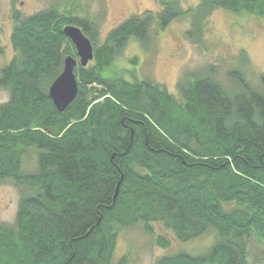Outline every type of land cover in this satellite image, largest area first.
I'll return each mask as SVG.
<instances>
[{"label": "trees", "instance_id": "16d2710c", "mask_svg": "<svg viewBox=\"0 0 264 264\" xmlns=\"http://www.w3.org/2000/svg\"><path fill=\"white\" fill-rule=\"evenodd\" d=\"M66 1L63 10L12 13L14 56L0 69L8 93L0 184L10 181L20 196L14 223H0V264H126V256L113 261L120 231L141 226L153 236L152 225L172 235L156 238L162 249L212 237L201 255L155 264H249L250 237L264 243V75L253 88L240 71L228 72L237 87L230 93L213 74L187 73L173 96L151 81L102 73L130 37L150 47L153 26L161 32L188 16L185 37L198 43L213 10L264 17V0H200L187 10L181 0H160L158 13L130 17L100 44L98 16ZM68 25L91 42L93 60L75 68L77 95L59 113L48 89L63 61L76 59L62 33ZM29 153L32 171L24 169Z\"/></svg>", "mask_w": 264, "mask_h": 264}, {"label": "rangeland", "instance_id": "374dc122", "mask_svg": "<svg viewBox=\"0 0 264 264\" xmlns=\"http://www.w3.org/2000/svg\"><path fill=\"white\" fill-rule=\"evenodd\" d=\"M80 1L85 11H79V15L98 16L99 44L130 17L147 12L158 13L161 10L160 0H78ZM68 2L0 0V69L14 56L10 40L14 27L13 12L25 18L52 5L63 10ZM180 2L181 7L187 10L195 7L200 0ZM189 27L188 16L172 21L161 32L153 26L149 32L151 46L145 49L135 38L130 37L121 54L104 69L103 76L123 77L128 82L151 81L162 86L169 94L178 96L177 84L187 73L190 76L213 74L226 91H236L237 87L228 79L227 73L237 70L253 88L257 87L258 76L264 75V17L215 9L205 21L204 40L198 43L186 39L185 33ZM7 100L8 93L0 90V104ZM34 168L35 156L29 153L24 160V169L32 171ZM19 196L20 190L10 181L0 184V223H14ZM152 231L153 236L145 234L141 226L120 231L113 261L126 256V264H155L159 258L179 252L191 256L201 255L212 243V237L207 235L187 243L172 240L167 249H162L156 244V238H170L172 235L160 225H152ZM248 245V263L264 264V243L251 236Z\"/></svg>", "mask_w": 264, "mask_h": 264}, {"label": "water", "instance_id": "95a60500", "mask_svg": "<svg viewBox=\"0 0 264 264\" xmlns=\"http://www.w3.org/2000/svg\"><path fill=\"white\" fill-rule=\"evenodd\" d=\"M62 33L74 47L76 59L67 57L63 61L62 72L48 89V98L59 113L64 112L77 95L78 87L74 74L75 68L77 65L85 68L93 60L92 44L78 27L65 26ZM118 187L119 183L116 186L115 195L118 192Z\"/></svg>", "mask_w": 264, "mask_h": 264}]
</instances>
